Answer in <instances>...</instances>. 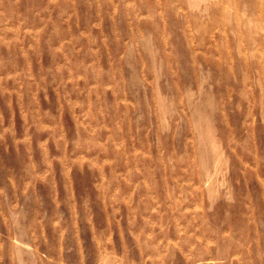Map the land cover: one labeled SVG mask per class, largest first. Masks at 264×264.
I'll list each match as a JSON object with an SVG mask.
<instances>
[{"label":"rangeland","instance_id":"374dc122","mask_svg":"<svg viewBox=\"0 0 264 264\" xmlns=\"http://www.w3.org/2000/svg\"><path fill=\"white\" fill-rule=\"evenodd\" d=\"M0 264H264V0H0Z\"/></svg>","mask_w":264,"mask_h":264}]
</instances>
